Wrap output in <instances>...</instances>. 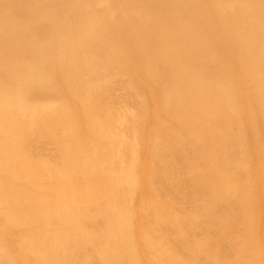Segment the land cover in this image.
<instances>
[{"label":"bare ground","instance_id":"bare-ground-1","mask_svg":"<svg viewBox=\"0 0 264 264\" xmlns=\"http://www.w3.org/2000/svg\"><path fill=\"white\" fill-rule=\"evenodd\" d=\"M0 264H264V0H0Z\"/></svg>","mask_w":264,"mask_h":264}]
</instances>
